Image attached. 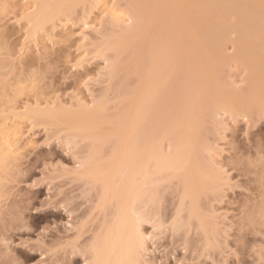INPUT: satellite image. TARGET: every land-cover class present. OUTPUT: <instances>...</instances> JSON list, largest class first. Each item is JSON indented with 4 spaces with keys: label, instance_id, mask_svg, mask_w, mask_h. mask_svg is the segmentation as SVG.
<instances>
[{
    "label": "rangeland",
    "instance_id": "1",
    "mask_svg": "<svg viewBox=\"0 0 264 264\" xmlns=\"http://www.w3.org/2000/svg\"><path fill=\"white\" fill-rule=\"evenodd\" d=\"M141 1H81L74 6L73 15H61L56 26H49L48 30L46 26L35 28L28 22L25 14L36 9L32 0H0V264H85V256L76 252L70 255L71 247L66 245L74 240L75 228L81 222L87 221L86 229L89 231L83 234L80 242L92 236V228L97 224L95 214L93 217L90 215L95 205L90 186L74 178L70 172L79 167L78 157L84 144L69 143L66 132L49 121H38L37 125L33 121L31 123L23 114L26 111L18 107L24 108L25 105L26 108L27 104H31V108L52 106L74 109L80 103H93L94 97L102 95L106 88L107 98L111 100L108 104L110 106L112 103L110 108L114 106L117 89H111L112 93L115 91L112 94L109 86L113 82L116 87L122 77H126L127 70L119 66L123 69H119L118 75H113L105 56L98 51V45L103 41V35L116 32L111 28L121 30L123 26L131 25L132 20L134 23ZM261 2L263 4L264 0ZM262 11L258 13L261 16L254 12L251 15L248 13V22L257 18L264 20ZM230 15L228 12L224 14V18L227 16L224 19L226 22L228 18L234 17ZM233 15L238 16L236 13ZM252 15L255 20L250 19ZM235 17L233 23H230V19L227 22L229 27L240 19V16L237 20ZM120 18L123 21H119L121 26L117 24ZM241 20V26L238 24L233 29L231 26L230 32L226 24L228 31L223 37L227 36V43L226 40L221 41H225L224 47H216L218 45L209 34H206L207 39L210 38L213 44L207 41L203 45V50H207L204 52L205 57L208 58L204 61L209 66L205 68L203 65L204 71L208 69L205 75L210 77L213 85L211 90L221 92L216 93L219 94L216 101L220 106L226 104L233 94L235 99L250 100L252 96L249 97L251 92L247 76L254 74L258 84L264 77V38H252L259 34L264 37L261 35L264 34V21H256L259 27L263 26L262 31L261 27L255 28V22L252 23L254 28L248 23L250 28L243 26V29L242 25L247 19ZM212 23L210 27L203 24L204 28L211 29ZM244 30L252 35L251 39L244 36ZM254 30L258 34L253 33ZM220 31V34H224L222 29ZM214 32L217 34V31ZM240 33L244 38L237 37ZM237 38L248 42L243 48L247 56L241 55L243 43L235 42ZM253 44L257 48L248 49ZM197 47L193 45V48ZM211 51L218 55L208 57L206 53ZM120 62L123 63L122 60ZM250 66L253 67L251 70ZM210 83L206 82L208 85ZM205 89H201L202 93L199 90V94L208 92L209 89ZM223 107L211 117L207 116L208 121L205 123L208 128L206 124L204 128L207 144L213 148L212 154L207 155L208 160L224 177V184L216 193L217 196L211 194L204 198L208 200L205 213L215 226V239L208 246L197 218L192 219L191 226L185 220L173 225L179 200L173 184L172 188H166L165 200L161 204L162 215L167 222L165 220L164 224L153 226V221L143 226L150 235L147 264H264V105L255 106L251 116H245L246 112L241 114V111L239 116ZM18 111L22 114L19 112L17 118L15 112ZM18 128L20 134L12 136ZM6 139L12 145L10 148ZM68 207L75 209H70V212ZM84 211L88 214L86 217ZM82 213L83 218L80 215ZM182 215H186V210Z\"/></svg>",
    "mask_w": 264,
    "mask_h": 264
},
{
    "label": "bare ground",
    "instance_id": "2",
    "mask_svg": "<svg viewBox=\"0 0 264 264\" xmlns=\"http://www.w3.org/2000/svg\"><path fill=\"white\" fill-rule=\"evenodd\" d=\"M81 1L87 3V0H32L36 9L30 10L25 15L33 27L46 26L49 30V26L51 28L56 26L61 15L72 14L76 3ZM95 1L100 2L101 0ZM261 1L142 0V4L137 7L139 14L138 18L134 16V23L132 20L131 25L123 26L121 30L116 28L118 32L115 28H111L116 32L113 35L111 34L113 32L103 35V41L98 45V51L105 56L113 75H118L117 72L123 69L119 66L127 70L126 77L124 79L122 77V82L119 81L118 88L113 85V82L109 86V91L117 89V92L114 91L116 94L114 106L110 108L112 103L110 106L108 104L111 100L107 98V88L102 95L94 97L93 103H80L74 109L52 106L31 108V104V107L27 104L26 108L25 105L24 108L17 106L18 109L26 111L23 114L31 123L49 121L61 131L66 132L69 143L79 145L82 142L84 144L81 155L78 157L79 167L70 172L74 178L90 186L95 203L93 208L91 207L90 215L95 214L96 222H94L97 224L92 228V236L82 241L84 243L88 240L84 244L80 242V239L89 231L86 229L87 221L81 222L75 228L74 240L66 244L67 247H71L70 255L73 256L75 252L82 253L85 256V264H147L149 262L147 255L150 250L147 244L150 235L144 231L143 226L153 221L155 222L153 226L164 224L166 219L164 220L165 216L162 215L161 204L165 200L166 188H172L173 184L179 197L176 213L173 216V225L185 220L191 226L192 219L197 218L206 235L208 246L211 245V241L215 239V226L205 213V210H208L206 209L208 200L205 201L204 198L211 194L217 196L216 193L222 189L224 184V177L208 160L207 155L213 151V148L208 146L206 134L204 135L205 124L207 125L205 122L207 116L216 114L223 106L233 114L239 115L241 111V114L246 112L245 116H251L255 106L264 105L262 98L264 77L258 84L254 74L247 76L251 92L249 97L252 96L250 100L235 99L236 96L233 94L229 96L226 104L220 106L216 101L219 94L216 93L221 92L211 90L212 82L210 83L209 75V78L205 75L208 74L205 72H208V69L205 71L204 69L209 66L207 61H204L208 58L205 57L204 52L207 50H203V45L207 41L213 44L215 40L214 42L218 45L216 47H224L225 41L222 43L221 41L226 40L227 43L225 39L227 36L224 38L223 35L225 36L228 28L233 26L231 28L233 29L241 23L239 22L241 19H243L241 21L247 19L245 20L247 24L242 25L243 29V26L250 28L255 22V28L258 26L260 29L261 27L263 31L264 20H261L263 18L260 17L261 14H258L264 9V3L262 4ZM175 4L178 5L175 6ZM227 12L234 17L233 13H236L238 15L235 17L236 20L240 16V19L234 23L235 25L230 24V27L227 22L231 15L227 22L224 20L227 18V16L224 18ZM252 12L260 15V21L252 15L250 19L256 20L252 22L249 19L251 23L248 22L249 14L251 15ZM262 12L264 14V10ZM222 19L226 23L220 25ZM232 19L230 23H233L234 19ZM117 21L120 25L119 21L122 20L120 18ZM256 21H262L263 26L259 27ZM211 23L213 33L217 31V34H213L208 28ZM203 24L208 27L204 28ZM216 25V28L213 27ZM220 29L224 34L218 32ZM255 30L253 33L258 34L259 30L257 32ZM244 32H242L244 36L247 35L251 39L252 35L247 34L245 30ZM242 33L237 37L242 38ZM206 34H209L208 36L213 41L209 40L210 38L207 39ZM259 35L252 36V38H264ZM237 39L235 42L238 44L243 41ZM244 42H242L243 47L240 46L242 52L245 51L243 50L246 47L245 44H248ZM191 43H193L192 46ZM193 45L198 47L193 48ZM237 46L236 49L240 50ZM253 47L257 48V45L248 46V49ZM241 51L238 52L242 53ZM209 53L212 51L206 53L208 57L217 54ZM241 55L246 54L243 52ZM120 60L125 61L121 63ZM252 66L249 67L250 70ZM202 71L205 73L203 74ZM208 81L212 87L206 84ZM208 86L211 88L209 89ZM204 87L209 90L204 91L206 94L200 95L199 90L202 93L204 89H201ZM239 108L240 110L237 111L236 109ZM19 112H15V117H19ZM8 118H5L6 121ZM13 134L11 135L16 136L17 134L18 136L19 128ZM6 140L8 144L9 141ZM8 146L10 148L12 145L8 144ZM70 209L68 207L71 212ZM185 210L186 215L183 216L182 213ZM86 214H84L85 217ZM80 215L81 218L84 217L83 213ZM75 259L76 257L73 258Z\"/></svg>",
    "mask_w": 264,
    "mask_h": 264
}]
</instances>
